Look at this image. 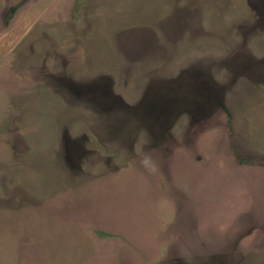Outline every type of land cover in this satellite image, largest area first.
<instances>
[{
  "label": "rangeland",
  "instance_id": "1",
  "mask_svg": "<svg viewBox=\"0 0 264 264\" xmlns=\"http://www.w3.org/2000/svg\"><path fill=\"white\" fill-rule=\"evenodd\" d=\"M0 264H264V0H0Z\"/></svg>",
  "mask_w": 264,
  "mask_h": 264
}]
</instances>
